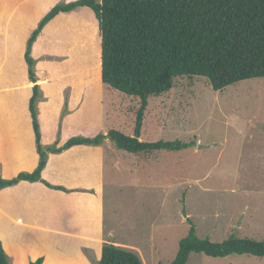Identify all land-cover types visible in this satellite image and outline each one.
I'll return each instance as SVG.
<instances>
[{"label":"rangeland","instance_id":"1","mask_svg":"<svg viewBox=\"0 0 264 264\" xmlns=\"http://www.w3.org/2000/svg\"><path fill=\"white\" fill-rule=\"evenodd\" d=\"M35 51L44 56V62L38 63L44 72L41 79L62 87L52 103L54 113H42L44 147L80 137L75 135L79 131H88L85 138L109 131L137 138L139 101L100 81L99 21L92 11L77 8L58 16ZM80 83L91 85L86 101L80 99L79 90H65L71 96L60 98L64 84ZM70 114L76 117L74 126L62 128L59 120ZM139 140L193 142L194 146L137 156L105 139L101 145L106 149L105 230L99 241L111 243L110 236L112 241L114 236L142 264H170L179 241L189 232L188 220L198 238L211 242L230 237L264 240V77L221 92L213 91L204 78H176L169 93L148 100ZM61 213L66 224L68 212ZM0 233L9 247L18 241L32 242L17 238L4 227ZM28 233L26 237L36 234ZM186 264H264V258H210L192 253Z\"/></svg>","mask_w":264,"mask_h":264},{"label":"trees","instance_id":"2","mask_svg":"<svg viewBox=\"0 0 264 264\" xmlns=\"http://www.w3.org/2000/svg\"><path fill=\"white\" fill-rule=\"evenodd\" d=\"M87 8L99 21L100 81L126 97L137 99L135 134L117 131L95 138L74 137L63 145L44 147L37 118L40 96L31 56L32 45L42 29L61 13ZM28 78L32 85L29 111L39 156L37 167L12 179L0 178V190L20 182H40L62 192L41 178L49 154L75 146H101L105 139L119 150L148 156L160 151L179 152L193 142H143L139 140L148 100L170 92L176 78H204L211 89L221 92L237 83L264 77V0H75L58 3L31 33L25 51ZM178 244L170 264H186L192 253L210 258L231 255L264 258V240L230 237L215 243L200 239L194 224ZM86 252V251H85ZM38 258L30 264H42ZM0 264H10L0 241ZM96 264H142L136 253L113 243H103Z\"/></svg>","mask_w":264,"mask_h":264},{"label":"crops","instance_id":"3","mask_svg":"<svg viewBox=\"0 0 264 264\" xmlns=\"http://www.w3.org/2000/svg\"><path fill=\"white\" fill-rule=\"evenodd\" d=\"M60 1L68 3L75 0H0V178L3 179H12L21 172L31 173L38 164L29 111L32 85L24 55L31 33ZM58 16L42 29L31 49L40 91L36 111L41 135L42 113L44 110L49 115L54 113L52 103L62 87L50 86L46 84V79H41L44 72L38 63L41 59L44 62V56L36 53L35 45ZM64 85L61 99L64 97L66 100L71 96L65 94V90L81 91L80 99L85 101L87 95H91V85ZM66 117L59 120L62 121V128L74 126L76 117L71 114ZM51 120L58 121L55 118ZM71 120L72 123L66 125ZM87 133L79 131L75 135L87 137ZM8 145L13 149H5ZM105 161L106 149L103 146H75L59 154H49L41 173L45 182L75 192L53 190L40 182H20L0 190V228L4 227L19 239L32 241H18L15 246L9 247L0 236L10 264H30L38 258H43L42 264H96L100 260L103 242L99 240L105 230ZM62 210L68 212L66 224L60 219ZM30 230L36 234L26 237ZM111 243L127 248L123 243L116 242L114 236ZM31 245L35 246L32 250Z\"/></svg>","mask_w":264,"mask_h":264},{"label":"water","instance_id":"4","mask_svg":"<svg viewBox=\"0 0 264 264\" xmlns=\"http://www.w3.org/2000/svg\"><path fill=\"white\" fill-rule=\"evenodd\" d=\"M137 137V136H136ZM110 240H111V242H112V237L110 236Z\"/></svg>","mask_w":264,"mask_h":264}]
</instances>
